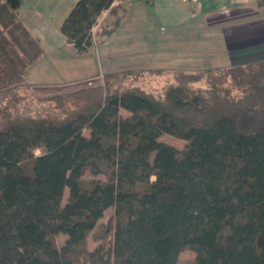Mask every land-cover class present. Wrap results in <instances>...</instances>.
I'll return each instance as SVG.
<instances>
[{
  "label": "trees",
  "instance_id": "16d2710c",
  "mask_svg": "<svg viewBox=\"0 0 264 264\" xmlns=\"http://www.w3.org/2000/svg\"><path fill=\"white\" fill-rule=\"evenodd\" d=\"M22 2L0 0V264H264V59L175 70L161 93L135 84L143 70L107 72L26 114L43 53ZM113 3L70 11L61 32L78 55L118 29Z\"/></svg>",
  "mask_w": 264,
  "mask_h": 264
},
{
  "label": "crops",
  "instance_id": "0c3cea01",
  "mask_svg": "<svg viewBox=\"0 0 264 264\" xmlns=\"http://www.w3.org/2000/svg\"><path fill=\"white\" fill-rule=\"evenodd\" d=\"M77 1L22 2L21 20L30 33L39 39L42 48L39 61L51 66L64 78L59 77L58 83L48 86L98 80L107 73L97 68V56L94 55V52L98 54L101 46L109 47L110 60L112 55L121 54L115 57L117 62L141 56L147 51L155 55H158L156 52L171 55L172 49L168 50L167 47L174 48L175 44L183 50L199 47L220 51L219 64L225 66L217 68L264 59V7H258L256 0H193L197 6L196 17L191 16L187 0L114 2L111 8L123 9L119 12L121 20L118 29L85 55H78L61 32L64 20ZM100 18L103 21L95 34L114 20L110 9L104 11ZM180 38L181 41H178ZM114 68L110 72L124 71L120 67ZM125 70L148 71L137 67ZM29 84L31 87L44 86L36 82Z\"/></svg>",
  "mask_w": 264,
  "mask_h": 264
},
{
  "label": "rangeland",
  "instance_id": "374dc122",
  "mask_svg": "<svg viewBox=\"0 0 264 264\" xmlns=\"http://www.w3.org/2000/svg\"><path fill=\"white\" fill-rule=\"evenodd\" d=\"M190 10L191 16L196 17L197 12L194 11L192 7L191 0H187ZM181 41L180 39H177ZM100 43L97 42L95 48ZM174 46V45H173ZM177 46V47H176ZM199 48V47H198ZM194 48L190 47L188 49L191 50H183L178 48V44H175L174 48L170 47L167 49H172V54H167L166 52H159L155 55L154 53H150L147 51L141 56H132L125 59V61L117 62V58L121 56V54L117 53L111 56L112 60L109 59L110 55L108 53L109 47L101 46L97 52H94V55L97 56V68L101 71L110 72L113 71L111 69H115L114 67H120L119 69H131V68H144L148 71H144V74L140 77L138 74L137 79L135 80V84L141 86L145 90L152 91L155 93H161L162 88L174 81L173 79V71L181 69L186 71H198V70H206V69H215L217 67H223L225 65L219 64V56L220 51L208 50L207 48ZM186 49V48H184ZM174 52V53H173ZM124 56V55H123ZM114 60V61H113ZM112 61V63H111ZM222 63V62H221ZM157 70H161L160 72ZM30 76H26L24 78V82L26 85L30 86L29 83L36 82L40 85L38 87H31L29 89H22L21 93L29 95L31 98H47L56 95H64L71 92H75L77 90L94 87L100 85L103 81V75L94 81H80L78 83L71 84H61L50 86L51 83H58L59 77L63 76L55 70L51 68V66L43 64L39 61L33 68L30 70ZM134 74H132L133 77ZM131 77V78H132ZM64 79V78H62ZM48 84H50L48 86ZM7 96L0 95V107L6 105L9 100ZM30 100L28 104L30 107L26 109V114L36 115V113H41L42 109L47 105H43L37 102L35 99ZM123 115H129L128 112L122 111ZM85 134L88 135V131H85ZM161 141L173 145L179 149L183 148L184 142L178 139H175L168 135H163ZM40 154V152L38 153ZM68 199V191H66L64 196V204ZM111 214H113V209H110L106 212L105 218L103 221H106ZM66 237L64 235H58L56 237L58 248H61L65 242ZM96 246L93 240H90V249H94ZM192 261V255L186 252H183L180 257L178 264H187Z\"/></svg>",
  "mask_w": 264,
  "mask_h": 264
},
{
  "label": "built area",
  "instance_id": "2783aa9c",
  "mask_svg": "<svg viewBox=\"0 0 264 264\" xmlns=\"http://www.w3.org/2000/svg\"><path fill=\"white\" fill-rule=\"evenodd\" d=\"M124 1H125V0H114V2H115V3H118V4H119V3L121 4V3L124 2ZM191 2H192V7H193L194 11L197 12V6H196V4L194 3L193 0H191ZM102 21H103V19L100 18V17L97 19L96 24H95V25L93 26V28H92V33H93V35L95 34V33H94L95 30L101 26Z\"/></svg>",
  "mask_w": 264,
  "mask_h": 264
}]
</instances>
